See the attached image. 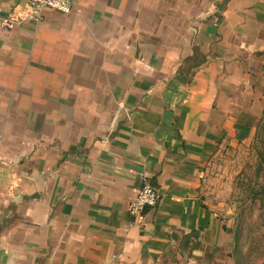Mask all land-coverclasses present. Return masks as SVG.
Listing matches in <instances>:
<instances>
[{"label": "crops", "instance_id": "1", "mask_svg": "<svg viewBox=\"0 0 264 264\" xmlns=\"http://www.w3.org/2000/svg\"><path fill=\"white\" fill-rule=\"evenodd\" d=\"M41 14L0 27V264H231L205 183L262 110L264 0ZM144 180L159 200L139 223Z\"/></svg>", "mask_w": 264, "mask_h": 264}, {"label": "rangeland", "instance_id": "2", "mask_svg": "<svg viewBox=\"0 0 264 264\" xmlns=\"http://www.w3.org/2000/svg\"><path fill=\"white\" fill-rule=\"evenodd\" d=\"M259 89L262 110L253 137L213 157L205 183L232 235L224 253L231 264H264V74Z\"/></svg>", "mask_w": 264, "mask_h": 264}, {"label": "built area", "instance_id": "3", "mask_svg": "<svg viewBox=\"0 0 264 264\" xmlns=\"http://www.w3.org/2000/svg\"><path fill=\"white\" fill-rule=\"evenodd\" d=\"M44 8L68 13L72 8V0H29L26 6L18 12L13 10L6 17L0 16V27L9 28L26 20L37 21L41 18ZM158 200L157 187L148 180H144L127 207L132 220L140 223L144 210L155 207Z\"/></svg>", "mask_w": 264, "mask_h": 264}]
</instances>
